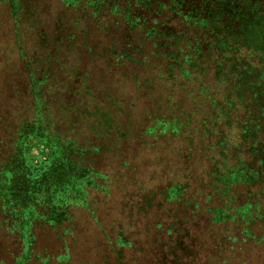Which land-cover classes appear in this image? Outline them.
<instances>
[{
	"label": "rangeland",
	"instance_id": "1",
	"mask_svg": "<svg viewBox=\"0 0 264 264\" xmlns=\"http://www.w3.org/2000/svg\"><path fill=\"white\" fill-rule=\"evenodd\" d=\"M95 8L97 2L87 0L0 2V264H264V187L239 184L226 198L208 196L202 172L208 169L210 153L194 152L189 159L188 133L147 131L156 111L163 108L160 115L169 114L170 97H164L172 86L157 81L149 91L135 64L121 67L104 58L102 45L109 40L90 17L77 22ZM76 22L84 33L75 29ZM59 25L77 33L76 43L63 49L68 54L65 65L89 75L98 101L109 89L116 105L125 107L124 114L118 107L110 109L114 119L109 133L92 130L76 101L66 100L72 77L60 71L62 58L56 64H33L48 54L40 47L47 40L37 43L35 33L50 34ZM132 34L126 29L123 41L136 37ZM83 42L100 47V53L92 57ZM38 67L50 73L56 69L58 75L44 90L56 128L81 148L98 149L76 152L72 174L56 164L31 179L15 146L16 129L35 115L31 97L22 90H28L27 72ZM172 89H177L171 94L174 102L186 111L193 108L185 89ZM179 115L177 111L175 117ZM124 131L130 136L123 140ZM209 140L213 143L215 137ZM31 155H38L36 148ZM176 186L181 187L178 198L167 200ZM249 193L260 206L243 214L240 205L252 202Z\"/></svg>",
	"mask_w": 264,
	"mask_h": 264
},
{
	"label": "trees",
	"instance_id": "2",
	"mask_svg": "<svg viewBox=\"0 0 264 264\" xmlns=\"http://www.w3.org/2000/svg\"><path fill=\"white\" fill-rule=\"evenodd\" d=\"M87 2H97L98 8L81 14L77 22L90 17L94 28L109 40V44L102 45L104 58L109 63L114 61L121 67L135 64L137 75L149 91L157 81L175 86L179 91L185 89L193 108L186 111L181 108V103L174 102L171 94L177 89L171 87L169 95L164 97H170L167 99L169 114L160 115L163 108L161 112L156 111L147 131L162 135L188 133L189 159L193 158L194 152L210 153L206 157L208 169L202 172L209 187L208 196L216 194L226 198L239 184L249 188L260 183L264 187V0ZM77 22L75 29L83 32L84 28ZM30 27L37 28L31 23ZM59 27L60 30L55 26V32L50 34L35 33L36 42L37 39L47 40L40 45L47 50L46 58H36L35 63L25 59L29 65L32 62L39 66L45 60L48 64L56 61V64L62 58L64 63L60 71L72 77L71 84L65 89L66 100L76 101L75 107L81 109L83 120L90 119L93 123L92 130L109 133L114 119L110 109L118 107L123 113L125 107L116 105L117 97L108 93L109 89L103 91L100 105L98 90L92 88L89 75H80L79 68L69 69L65 65L68 54L63 49L76 43L77 33ZM126 29L136 35L125 40H131L129 45L123 41ZM82 46L92 57L101 51L100 47L88 46V43L83 42ZM55 70L50 73L38 67L28 71V90H22L31 97L35 115L31 120L25 119L16 129L15 146L25 157V169L31 179H38L56 164L65 174H72L71 170L77 168L72 158L76 152L98 150L95 146L81 148L76 140L56 128L44 103L45 87L58 76L54 74ZM103 103H108L110 108L107 110V104ZM177 111L180 115L175 117ZM198 115L200 118L194 120ZM95 134L101 137L103 133ZM129 136L127 131L122 133L123 140ZM213 137L215 142L212 143L209 138ZM33 148L37 149L38 155H31ZM180 190V186L173 187L171 192L175 195L167 200L176 199ZM248 197L252 202L240 205L243 214L260 206L255 203L252 193Z\"/></svg>",
	"mask_w": 264,
	"mask_h": 264
}]
</instances>
